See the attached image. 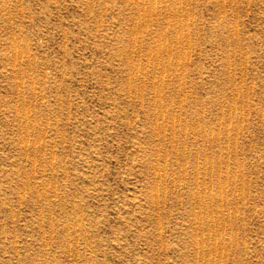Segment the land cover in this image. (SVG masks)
<instances>
[{"label": "rangeland", "instance_id": "374dc122", "mask_svg": "<svg viewBox=\"0 0 264 264\" xmlns=\"http://www.w3.org/2000/svg\"><path fill=\"white\" fill-rule=\"evenodd\" d=\"M0 264H264V0H0Z\"/></svg>", "mask_w": 264, "mask_h": 264}, {"label": "bare ground", "instance_id": "6f19581e", "mask_svg": "<svg viewBox=\"0 0 264 264\" xmlns=\"http://www.w3.org/2000/svg\"><path fill=\"white\" fill-rule=\"evenodd\" d=\"M211 165H212V164H211ZM211 165H210V166H211ZM198 202H199V201H198ZM194 240H195V239H194ZM194 243H195V242H194ZM196 249H197V248H196ZM200 253H201V252H200ZM202 256H203V255H202Z\"/></svg>", "mask_w": 264, "mask_h": 264}]
</instances>
